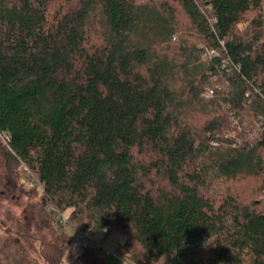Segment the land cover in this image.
<instances>
[{
  "label": "trees",
  "instance_id": "obj_1",
  "mask_svg": "<svg viewBox=\"0 0 264 264\" xmlns=\"http://www.w3.org/2000/svg\"><path fill=\"white\" fill-rule=\"evenodd\" d=\"M0 136L46 264H264V0H0Z\"/></svg>",
  "mask_w": 264,
  "mask_h": 264
},
{
  "label": "rangeland",
  "instance_id": "obj_2",
  "mask_svg": "<svg viewBox=\"0 0 264 264\" xmlns=\"http://www.w3.org/2000/svg\"><path fill=\"white\" fill-rule=\"evenodd\" d=\"M3 145V138L0 136V216L5 217H0V248L5 251L11 261L26 256L30 263L36 261L38 264H46L39 252V242H33L31 238H28V236L34 238L44 236L46 240H50L48 230L40 232L36 230L39 215L34 211V207L39 208V192L33 187L34 183L32 184L30 179L26 178L30 173L27 170L24 171L25 168H16L15 172L12 168H6L1 155ZM24 172L25 174H23ZM253 184V180L240 182L239 185L229 180L224 186L228 190L234 189L236 192H243ZM257 198L258 196L255 200ZM84 229L92 230L91 228ZM67 232L72 234V230L69 228ZM85 233L87 234V232ZM93 243L95 248L100 251V256L105 264H123L121 258L114 252L124 243L123 235L112 231L104 237L101 245H97L96 241ZM78 245L79 242H72L68 250H65L59 264H82L76 258V255L80 253ZM242 264H249L248 256H242Z\"/></svg>",
  "mask_w": 264,
  "mask_h": 264
},
{
  "label": "built area",
  "instance_id": "obj_3",
  "mask_svg": "<svg viewBox=\"0 0 264 264\" xmlns=\"http://www.w3.org/2000/svg\"><path fill=\"white\" fill-rule=\"evenodd\" d=\"M103 231L105 232L106 230L104 229ZM85 232H87V234ZM89 232L90 230L88 229H84V228L79 229L78 232H76L74 241L82 242V244H87L91 240V238L89 239L90 237Z\"/></svg>",
  "mask_w": 264,
  "mask_h": 264
}]
</instances>
